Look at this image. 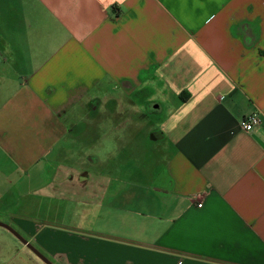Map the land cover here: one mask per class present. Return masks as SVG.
<instances>
[{
  "label": "crops",
  "instance_id": "1",
  "mask_svg": "<svg viewBox=\"0 0 264 264\" xmlns=\"http://www.w3.org/2000/svg\"><path fill=\"white\" fill-rule=\"evenodd\" d=\"M111 87L164 112L141 182L86 165ZM0 215L53 264H264V0H0Z\"/></svg>",
  "mask_w": 264,
  "mask_h": 264
},
{
  "label": "rangeland",
  "instance_id": "2",
  "mask_svg": "<svg viewBox=\"0 0 264 264\" xmlns=\"http://www.w3.org/2000/svg\"><path fill=\"white\" fill-rule=\"evenodd\" d=\"M98 97L104 99L96 105L98 110L88 115L90 107H87L83 115L78 117L87 125H81L86 128L82 135L81 148H84L85 156L95 159V162L86 165L102 175L120 179L126 180L130 175L139 176L141 182L142 175L153 170L160 159L161 141H153L150 127H154V121L158 122L157 120L163 118L164 112H153L151 108L146 112L142 101L134 100L131 102L133 105L127 102L130 104L128 112H119L118 117H113V88ZM149 112L150 115L147 116ZM139 120H143L145 125H139ZM0 219L1 223L14 229L7 216L0 215ZM0 230L6 234L4 242L0 237L1 244L5 245L0 250H4L7 258H13L21 245L6 230ZM27 252L30 254V251Z\"/></svg>",
  "mask_w": 264,
  "mask_h": 264
},
{
  "label": "water",
  "instance_id": "3",
  "mask_svg": "<svg viewBox=\"0 0 264 264\" xmlns=\"http://www.w3.org/2000/svg\"><path fill=\"white\" fill-rule=\"evenodd\" d=\"M0 227L6 229L9 233H11L21 244H23L27 249H29L42 262H44L45 264H53L49 259H47L43 254H41L32 244H30L25 238H23L13 228L1 222H0Z\"/></svg>",
  "mask_w": 264,
  "mask_h": 264
},
{
  "label": "built area",
  "instance_id": "4",
  "mask_svg": "<svg viewBox=\"0 0 264 264\" xmlns=\"http://www.w3.org/2000/svg\"><path fill=\"white\" fill-rule=\"evenodd\" d=\"M260 124V117L258 113H252L244 118L241 119L239 126L241 130L248 132L252 130L254 127L258 126ZM197 207H201V204H197Z\"/></svg>",
  "mask_w": 264,
  "mask_h": 264
},
{
  "label": "clouds",
  "instance_id": "5",
  "mask_svg": "<svg viewBox=\"0 0 264 264\" xmlns=\"http://www.w3.org/2000/svg\"><path fill=\"white\" fill-rule=\"evenodd\" d=\"M103 2V0H102ZM116 2H119L120 4H123L124 3V0H108V3L111 4V3H116Z\"/></svg>",
  "mask_w": 264,
  "mask_h": 264
}]
</instances>
